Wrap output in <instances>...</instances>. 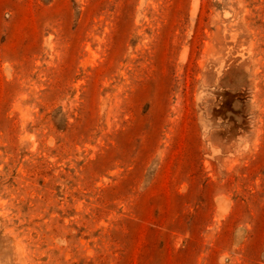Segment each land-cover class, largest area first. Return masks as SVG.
I'll list each match as a JSON object with an SVG mask.
<instances>
[{
	"label": "rangeland",
	"instance_id": "rangeland-1",
	"mask_svg": "<svg viewBox=\"0 0 264 264\" xmlns=\"http://www.w3.org/2000/svg\"><path fill=\"white\" fill-rule=\"evenodd\" d=\"M0 264H264V0H0Z\"/></svg>",
	"mask_w": 264,
	"mask_h": 264
}]
</instances>
